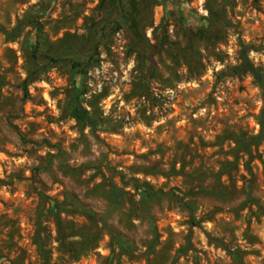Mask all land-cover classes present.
<instances>
[{
	"label": "rangeland",
	"instance_id": "374dc122",
	"mask_svg": "<svg viewBox=\"0 0 264 264\" xmlns=\"http://www.w3.org/2000/svg\"><path fill=\"white\" fill-rule=\"evenodd\" d=\"M0 28V264H264V127L234 151L263 102L232 72L264 76V0H0Z\"/></svg>",
	"mask_w": 264,
	"mask_h": 264
},
{
	"label": "trees",
	"instance_id": "16d2710c",
	"mask_svg": "<svg viewBox=\"0 0 264 264\" xmlns=\"http://www.w3.org/2000/svg\"><path fill=\"white\" fill-rule=\"evenodd\" d=\"M37 30L41 31L40 27L37 26ZM14 31L15 30L11 31L10 33H7L2 28H0V33H2L7 38L12 37L14 35ZM246 52L247 51L245 49H243L242 63H241V65L239 67L234 68L232 70V72L238 74V73H240L242 71V72H245V73H249L252 76V78L254 79L255 83L257 84V86H258V88H259V90L261 92V98H262V102H263V109H262V111L260 113V116L258 118L259 125H260L259 134L255 138H251L247 142H244L243 139H237L236 140L237 146L234 149L235 154H237V152H239V151H248L249 147L258 145L260 143L261 139H262L263 127H264V76H263V74L260 72V70L257 67L253 66L249 62V60L247 59ZM72 66L74 68H76V67H80V64L72 63ZM29 79H30V77H28L25 80V82H24V90H25V86L29 82ZM77 113L79 114V120L82 119L81 122H83L84 125L88 124V125H92V126L94 125L95 126V124L93 123V121L91 120V117L88 115L87 112H85L84 110H79ZM231 164L227 163L223 167V170L221 172H224L228 168V166H231ZM135 189H136L137 193L140 195V202L139 203L141 205L147 204L151 200L157 199L160 195H163V194H160V192H157V193L153 192L149 188H146V186H140V187L135 186ZM115 193H122V192H121V190H119V189H117L115 187H112L111 190H110V194L113 195ZM60 208H61L60 206H57L55 204L54 208H51L49 213H51L54 217H57V210L60 209ZM57 224H58V220H57ZM190 248H191L190 243H187V247L182 249V250H180L179 253H185Z\"/></svg>",
	"mask_w": 264,
	"mask_h": 264
}]
</instances>
